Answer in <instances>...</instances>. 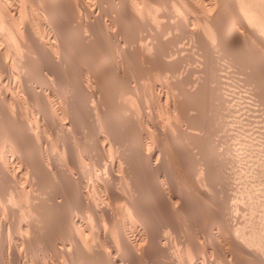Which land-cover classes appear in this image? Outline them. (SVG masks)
<instances>
[{"label":"bare ground","instance_id":"bare-ground-1","mask_svg":"<svg viewBox=\"0 0 264 264\" xmlns=\"http://www.w3.org/2000/svg\"><path fill=\"white\" fill-rule=\"evenodd\" d=\"M165 1L0 0V264H240V257L243 259L240 255L264 264V257L260 256L254 242L258 238L257 226L264 235V219L261 221L257 217L259 222L255 227L251 224L256 221V214L250 220L243 221L240 215L238 217L241 197L229 192L235 185L239 186L235 174L220 178L226 179L224 186L228 184L230 189L220 201L214 196L213 205L219 206V212L210 206L215 210L213 215L218 214L212 219L214 224L210 218L208 220L221 230L220 239L218 232L212 229V235L206 236L213 239L206 242L205 237L204 240L206 228L200 229L197 222L210 213L202 211L200 214L193 203H207L214 195L209 194L210 184H213L209 175L206 176L209 170L204 171L206 168L202 167V178H195L194 171L186 164L181 169L178 167L184 178L180 176V181L176 180L172 170L178 162L174 165L171 158L168 159L171 150H166V143H163L166 149L161 147L160 132L157 134L152 130L151 133V129L146 128L148 125L144 127L142 109H145L146 101L141 91L142 84L148 83L153 76L146 73L156 71L158 66L166 67L170 72L165 71L168 75L163 79L166 81L162 79L168 87L166 95L169 96L170 90L174 100L172 108L179 110L181 116L184 115L182 118L187 117V109L193 103L183 99L201 93L204 88L195 85L196 80L194 82L190 77L171 76L184 61L180 57L185 48L178 41L180 45L177 43L175 49L176 40L196 36L207 47L210 41L205 32L207 24L210 25V21L216 23L219 18H238L239 21L241 18L246 21V18V25L244 21L241 24L242 20L239 23L244 25L240 27L242 30H237L234 25L230 35L231 41L246 40L241 36L244 32L252 33L253 30H249L252 22L258 18L264 22V0H176L179 6L175 9L167 8ZM159 2H165L163 5L166 4L167 9L161 11L158 18H146ZM183 18H194L192 23L198 22L202 27H190L189 20ZM248 18L251 19L249 22ZM250 22L252 25L248 24ZM219 23L214 26L220 27L213 26L212 30L227 31ZM260 27L264 32V23ZM175 30L180 34L179 39L175 38L176 34L175 39L171 35ZM144 31L146 33L141 36ZM80 39L91 44L90 49L86 50V45L84 49ZM211 51L208 53L205 48L203 53L210 54ZM261 51L264 56V49ZM214 60L213 63L217 59ZM262 61L264 63V58ZM149 65H154L155 70ZM140 68L146 70L147 81ZM226 69L228 71L229 67ZM226 69L221 72L220 81L223 102L227 106L230 100L224 90L228 82ZM155 76L157 79L161 74ZM141 78L146 82L142 83ZM158 81L152 83L156 85ZM160 83L158 86L162 85ZM178 93L179 102L175 99L179 97ZM231 104L233 109L235 105ZM230 105L225 107L227 111ZM171 120L167 121L170 123L169 137L166 133L164 136L174 145L172 135L180 127L175 119L174 122ZM157 121L159 124L162 120ZM193 121L188 126L203 127L201 124L205 122L201 120V123L197 122L199 125L196 122L192 125ZM237 126L238 121L235 128ZM192 128L189 127L188 132L185 130L190 138L194 137ZM235 139L238 142V138ZM235 144L236 141L231 143V150L225 147L229 156L231 151V160L226 162L231 166V174L238 173L240 164L237 160L241 163L235 153ZM219 186L216 187L218 192ZM191 190L197 192V198ZM251 197L249 200L253 201V195ZM204 206L203 210L207 208ZM195 222L197 225L194 226ZM243 222L251 229L241 233L239 225ZM252 261L246 259L245 264Z\"/></svg>","mask_w":264,"mask_h":264},{"label":"rangeland","instance_id":"rangeland-1","mask_svg":"<svg viewBox=\"0 0 264 264\" xmlns=\"http://www.w3.org/2000/svg\"><path fill=\"white\" fill-rule=\"evenodd\" d=\"M160 1H162V0H160ZM169 1V0H168ZM167 0L165 1V2H167L166 4H167V8H171L172 7V9H175L174 7L175 6H179L178 5V2L176 1V0H171V1H169V2H171L170 4H169V2H168ZM236 1V0H235ZM233 2V4L234 3H236V2ZM165 2H159L160 4H162V5H160V4H158V5H156L155 6V8H154V12L152 13H150V14H148V16L146 17V18H158V16L159 15H161L163 12H164V10H166L167 8H166V4L165 5H163V3H165ZM171 5V6H169V5ZM160 6V7H159ZM163 6V7H162ZM169 6V7H168ZM162 8H164V9H162ZM155 10H157V11H155ZM161 11H162V13H161ZM183 12V11H182ZM155 14V15H154ZM158 15V16H157ZM183 16L185 17L186 16V14H183ZM184 20L186 19V20H189L188 22H189V26L191 27H194L193 25H196L195 27L198 29L199 27H202V26H200V25H202V24H199L198 22H195L194 24L192 23L193 22V20H194V18H183ZM236 19V20H235ZM219 18L217 21H216V23H214L215 21H210V25H209V23L207 24V29H206V31L205 32H207V34H208V44H207V47L204 45V44H201L200 43V41H199V38L198 37H196V36H194V37H189V38H184L183 37V39H182V37H180V34L178 35V33L179 32H181V29L180 30H178L179 32L177 33V31L175 30L174 32H172L171 33V35L173 34V38H174V35L176 34V36H175V38L176 39H179V37H180V40H176V45H174L175 47V49L176 48H178L177 46L178 45H180L181 44V47H183V48H185V49H183V55H181V57L180 58H183L184 59V61L182 60V64H181V66H179L178 67V70L176 69V71L177 72H175V74L174 73H172V77L174 78L176 75H182V78H187V77H190L192 80H194V82H195V80H196V84L195 85H197V86H199L200 85V88H201V86L204 88V89H200L201 91V93H196V94H194V95H190V97H188L187 99H183V100H188L189 101V103L191 104V103H193V104H191V108H189V109H187V112H188V116L185 118V117H183L184 118V121H182V123L180 122L181 120H183V118H182V116H184V115H182L181 116V113L179 112V110L178 111H174V108H172L173 107V104H174V100H173V96H171V92H170V90H169V96H167L166 95V92L168 93V87L166 86V83H165V79H167V75H166V73L168 72L167 71V68L165 67V69H164V66H158V68H157V70H159L158 72L159 73H156V71H152L151 70V68L153 67V70H155L154 68H156L154 65H149L148 67L150 68V70H148V71H150L149 73H146V70H145V72H144V70L142 69V68H140V69H142V71L140 72V73H142L143 74V78H145L146 79V77H148V76H151L152 74H153V76L152 77H150V79H148L149 80V82H150V80H151V82H150V84H149V82L148 83H145V85L147 86H145L144 84H142V86L145 88H143L142 87V95L144 96L143 97V99H145L144 100V102L146 103H144L145 105H146V107H145V109L143 108L142 109V115H143V117H144V127L146 126V125H148V126H146V128L148 127L149 129H151L150 131H149V129L147 128V130L149 131V132H151L152 130H153V132H155V130H156V132H157V134L160 136V140L162 141L161 142V145H163V143H164V145H165V143L167 144V149L165 148V146L163 145V146H161L162 148L164 147V149H166V150H171V151H175L174 149H176V152H174L173 154H172V152L170 151L169 152V157H168V159H170L171 161V163L172 164H174L175 165V163L176 162H178V163H176L177 164V166L175 165H172L171 164V166H172V169H173V166H174V170H172L173 172H174V176H175V178H176V180H178L179 179V181H180V176H181V178H184V175L182 176L181 174H180V169H181V167L183 166L184 167V165L186 166V164L188 165L187 167H189L190 168V171H194L193 172V175H194V177L196 178H202V174L200 173L201 171H202V167H204L203 169H205L204 171H207V170H209V172L207 171V173H206V176L207 175H209L208 176V178H209V180H210V183L211 182H213V184H210V189H211V192H214V193H209L210 194V196H211V194L213 195L211 198H209L208 200H209V203H208V200H207V203H202L201 204V202H197V204L199 203L200 205H196V204H194V203H196V202H194L193 203V205H195V209L196 210H198V212L201 214L202 213V211H203V213L204 212H206L207 214H209L208 216H206L205 214V216L207 217H205L204 218V220H201V222L202 221H204V223L201 225V222L200 221H198L197 222V224H199L200 226H199V228L201 229V227L203 228V230H204V234L205 233H207V234H205L204 235V240H205V237H206V239L207 240H205L206 242H208V241H211L213 238H210V239H208V235L210 236V235H212V229H213V231L214 232H218V238H219V232L221 231V230H219V229H217L218 227H217V224H215V225H212V224H214L213 222H214V220H212L214 217H215V215H217L218 213H216L215 215H213L215 212H212V211H215V210H213V209H216V211L217 212H219V206L216 204V205H213V203L215 202L214 200H215V197L214 196H216V198H217V200L218 201H220V199H223L224 198V196L226 195V193L228 194V190L230 189V188H227V187H229V185L228 184H226V186H224L225 185V183L224 182H226V179H225V181H224V179H220V178H223V177H225L226 178V175L228 174V176L230 175V177H231V175L233 176L234 174V178H236V180L237 181H239V186L238 185H235V188L234 189H232V190H229V192H230V194L231 195H239L238 196V198L239 197H241V198H244L245 199V202H244V199H243V201H242V199L241 198H239V200H238V204H242V206L241 205H239V209L241 210V211H243V212H241L239 209V211H240V214H239V211L237 210V213H238V217H239V215H240V217L239 218H242L243 219V221L244 220H247L248 218V220H250L252 217L251 216H253V218L252 219H254L255 218V216H256V221L253 223L252 222V224L251 225H254L255 227L258 225L257 223L259 222H257V220H258V218L257 217H260L259 218V220L261 219V221H263V219H264V109H263V107H264V63H263V58H264V56H263V54H262V51L261 50H263L264 49V42H263V38H264V32H262L261 31V27H260V25H261V23H264L263 21H261V19L260 18H256L257 20H254V18H252V20H254L252 23H253V25H252V23L250 22V23H248V24H250V25H252V27L249 29V30H253L252 31V33H248V34H246L245 32H244V34L245 35H243V36H241L242 38H244V39H246V40H243V39H241L239 42H238V40L237 41H231V36H232V29H234L233 27H234V25H235V27L237 28V30H239V28L241 27V26H244V25H241V24H243V21L244 20H242V19H244V18H241V20H242V22H241V24H239L240 23V21L238 20V18ZM264 19V18H263ZM228 20V21H227ZM245 20L247 21V19L245 18ZM251 20V19H250ZM249 20V18H248V22L250 21ZM225 21V22H224ZM239 21V22H238ZM246 21H244V23H245V25H246ZM256 21V22H255ZM191 22V23H190ZM211 22L212 23H214V25H216L217 24V22L219 23V25H221V27L223 26V27H225V29L227 30V31H220V29H218L220 26H214V25H212L211 24ZM235 22V23H234ZM254 22H255V24H254ZM166 23V22H165ZM234 23V24H233ZM258 23V24H257ZM260 23V24H259ZM199 24V25H198ZM162 25V26H161ZM160 25V27L162 28V27H164V21L162 22V24ZM212 25V26H211ZM218 25V24H217ZM231 25V26H230ZM218 27L216 30V32L214 31L215 29H213L212 30V28L211 27ZM213 27V28H214ZM229 27V28H228ZM260 27V28H259ZM256 28V29H255ZM244 29V28H243ZM240 30H242V28H240ZM256 30H257V33H256ZM208 31H209V33H208ZM214 31V32H213ZM222 32V35H221V33L220 32ZM146 33V31H144V32H142V34H141V36L142 35H144ZM218 33V34H217ZM224 34V35H223ZM226 34V35H225ZM228 34V35H227ZM250 34V35H249ZM231 35V36H230ZM258 35H261V36H258ZM228 36V37H227ZM247 36V37H246ZM252 36V37H251ZM258 36V38H255V37H257ZM172 37V36H171ZM252 39H251V38ZM263 37V38H262ZM174 38V39H175ZM211 38H213V40L211 39ZM249 38V39H248ZM255 38V39H254ZM190 39V40H189ZM251 39V40H250ZM188 42H187V41ZM254 40V41H253ZM256 40H258V41H256ZM259 40H261L260 42H259ZM80 41H82V43H83V47H84V49H86V47H87V49L86 50H88V49H90V45L91 44H88L87 45V43L85 42V41H83L82 39H80ZM178 41H180V44H179V42ZM182 41V42H181ZM227 41V42H226ZM242 41V42H241ZM184 42H186V43H184ZM210 42H212V43H210ZM215 42V43H214ZM231 42V43H230ZM233 42H234V44H233ZM244 42V43H243ZM248 42H250V43H248ZM256 42V43H255ZM263 42V43H262ZM82 43H80L81 45H82ZM177 43H178V45H177ZM190 45H189V44ZM199 43V44H198ZM209 43L212 45H210L211 46V48H208V47H210L209 46ZM225 43H226V45H225ZM228 43V44H227ZM108 43H106V45H107ZM188 45V47H187V45ZM230 44V45H229ZM248 44V45H247ZM253 46H252V45ZM85 45H86V47H85ZM173 45H172V47H173ZM183 45V46H182ZM214 45V46H213ZM236 45V46H235ZM238 45V46H237ZM247 45V46H246ZM259 45H260V48H259ZM185 46V47H184ZM195 46V47H194ZM221 46V47H220ZM232 46V47H231ZM250 46H251V48H250ZM82 47V48H83ZM89 47V48H88ZM92 47V46H91ZM203 47H205L206 48V50H208V53H209V51H211L212 49H213V51H211V53L210 54H208V53H203V51L205 52V48H204V50H203ZM214 47H216L215 48V50H214ZM230 49H229V48ZM238 47V48H237ZM263 47V49H261ZM188 48V50H186ZM245 48V49H244ZM252 48H253V50H252ZM198 49V50H197ZM210 49V50H209ZM217 49V50H216ZM235 49V50H234ZM249 49V50H248ZM258 49H260V50H258ZM225 50V51H224ZM254 50H256L257 52H259V53H257L256 51H254ZM186 51V52H185ZM202 51V52H201ZM217 51V52H216ZM229 51V52H228ZM214 52H215V54H214ZM234 52V53H233ZM238 52V53H237ZM180 53H182V52H180ZM196 53V54H195ZM247 53V54H246ZM264 53V52H263ZM203 54V55H202ZM207 54L208 55H210V56H207ZM211 54H213V55H211ZM219 55V56H218ZM246 55V56H245ZM259 55V56H258ZM173 56H175V55H173ZM183 56V57H182ZM200 56V57H199ZM212 56V57H211ZM243 56V57H242ZM248 56V57H247ZM206 57V58H205ZM222 57V58H221ZM233 57V58H232ZM242 57V58H241ZM263 57V58H262ZM210 58V59H209ZM211 58H213V60H214V58H215V60H216V62H214L213 63V60H211ZM220 58V59H219ZM252 58H254V59H252ZM224 59V60H223ZM244 59V60H243ZM214 60V61H215ZM221 60H222V62H221ZM242 60V61H241ZM260 60V61H259ZM198 61V62H197ZM205 61H208V62H205ZM210 61V62H209ZM225 61L227 62V63H225ZM240 61V62H239ZM248 61V62H247ZM257 61V62H256ZM220 62V63H219ZM242 62V63H241ZM207 63H208V65H210V66H208L207 65ZM212 63V64H211ZM222 63V65H223V67H222V65H220ZM230 63V64H229ZM249 63V64H248ZM215 64V65H214ZM219 64V65H218ZM224 64H225V66H224ZM226 64H227V66H226ZM229 64V65H228ZM246 64V65H245ZM253 64V65H252ZM205 65H206V67H205ZM220 66L219 68H218V66ZM198 66V67H197ZM215 66V67H214ZM147 67V68H148ZM163 67V68H162ZM205 67V68H204ZM229 67V69H228V71H227V69L226 68H228ZM245 67V68H244ZM255 69H254V68ZM257 67H259V68H257ZM160 68V69H159ZM203 68H204V71H203ZM225 68L226 69V71L228 72V77H226L227 78V87H226V89H224L227 93V97L229 98V100H230V102H229V104L228 105H230L231 103H233V106H234V108L232 109V104L230 105V110L229 111H227V107H228V105L226 106V102H223L224 101V97L222 96V81H220V76H221V72H224L223 71V69ZM231 68V69H230ZM260 68H262V69H260ZM201 69V70H200ZM219 69V70H218ZM221 69H222V71H221ZM257 69V70H256ZM259 69H260V72H259ZM138 70V69H137ZM161 70H164V72L163 71H161ZM188 70V71H187ZM233 70V71H232ZM248 70V71H247ZM255 70V71H254ZM147 71V72H148ZM165 71H167V72H165ZM209 71V72H208ZM249 71H251V72H249ZM262 71V72H261ZM138 72V71H137ZM153 72V73H152ZM155 72V73H154ZM203 72V73H202ZM139 73V72H138ZM144 73H146V75L148 74V76H146V77H144L145 76V74ZM165 73V74H164ZM169 74H170V72H168ZM198 73V74H197ZM150 74V75H149ZM157 75V76H160V74H161V76H160V78L159 77H157V79L159 80L158 82L160 83L161 81H162V79L163 78H165V79H163V80H165L164 82L162 81L160 84H162V85H159L158 86V82H157V84L155 85V83H152V81H154V80H157V79H155L156 78V76L155 75ZM159 74V75H158ZM200 74H202V75H200ZM210 74V75H209ZM256 74V75H255ZM174 75V76H173ZM164 76V77H163ZM185 76H187V77H185ZM193 76V77H192ZM210 76V77H209ZM253 76V77H252ZM155 77V78H154ZM219 77V78H218ZM231 77V78H230ZM261 77V78H260ZM152 78V79H151ZM153 78H154V80H153ZM259 78V79H258ZM142 79V78H141ZM147 79H146V81H147ZM160 79H161V81H160ZM205 79V80H204ZM262 79V80H261ZM143 81H142V83H144V79H142ZM201 80V81H200ZM145 81V82H146ZM205 81H206V86H205ZM230 81V82H229ZM253 81V82H252ZM156 82V81H155ZM199 82V84H197ZM209 82V83H208ZM151 83H152V85H151ZM164 83H165V86L164 87H162L163 85H164ZM202 83V84H201ZM255 84L257 85V86H255ZM149 85H151V86H149ZM155 85V87H153ZM214 85V86H213ZM149 86V87H148ZM194 86V85H193ZM217 86V87H216ZM259 86V87H258ZM167 87V88H166ZM206 87H208V88H206ZM256 87V88H255ZM155 88V91H153V89ZM161 88V89H160ZM166 88V89H165ZM230 88V89H229ZM143 89H144V93H143ZM254 89V90H253ZM262 89V90H261ZM157 90H158V92H157ZM216 90V91H215ZM219 90V91H218ZM203 91V92H202ZM157 94H156V93ZM162 94H161V93ZM262 92V93H261ZM148 95H147V94ZM159 93V94H158ZM218 93V94H217ZM221 93V94H220ZM229 93V94H228ZM203 94H205V95H203ZM212 94V95H211ZM153 95H155V97L153 96ZM157 95V96H156ZM161 95V96H160ZM203 95V96H202ZM219 95V96H218ZM148 96V97H147ZM176 96V95H175ZM178 96L179 97H175V99H177V101L179 102L180 101V95H179V93H178ZM200 96V97H199ZM210 96V97H209ZM216 96V97H215ZM161 97V98H160ZM166 97H169L168 99H166ZM194 97V98H193ZM203 97V98H202ZM214 97V98H213ZM233 99H232V98ZM149 98V99H148ZM151 98V99H150ZM157 98V99H156ZM193 98V99H192ZM201 98V99H200ZM206 98V99H205ZM217 98H218V100H217ZM224 98V99H223ZM171 99V100H170ZM213 99V100H212ZM164 100V101H163ZM205 100V101H204ZM167 101V102H166ZM232 101V102H231ZM166 102V103H165ZM203 102V103H202ZM210 102V103H209ZM219 102V103H218ZM156 103H158L157 105H156ZM177 103V102H176ZM225 103V104H224ZM166 104V105H165ZM169 104H170V106H169ZM162 105H164V106H162ZM168 105V106H167ZM153 106V107H152ZM193 106H194V108H193ZM198 106V107H197ZM214 106V107H213ZM165 107V108H164ZM169 107V108H168ZM177 107H179L178 105H177ZM203 107V108H202ZM207 107V108H206ZM216 107V108H215ZM226 107V108H225ZM236 107H237V110H236ZM149 108H151V109H149ZM169 109H171V112L172 113H170V110ZM194 109V110H193ZM203 109V110H202ZM212 109V110H211ZM216 109V110H215ZM160 110V111H159ZM177 110V109H176ZM190 110V111H189ZM210 110V111H209ZM231 110H232V112H231ZM238 112H236V111ZM153 111V112H152ZM225 111V112H224ZM146 112V113H145ZM155 112V113H154ZM159 112V113H158ZM192 112V113H191ZM217 112V113H216ZM234 112H235V114H234ZM165 113V114H164ZM178 113H180V114H178ZM186 113V112H185ZM189 113H191V114H189ZM213 113V114H212ZM232 113V114H231ZM176 114V115H175ZM193 114H195V115H193ZM202 114H204V115H202ZM209 114V115H208ZM227 114V115H226ZM236 114H237V116H238V114H239V116L238 117H236ZM145 115V116H144ZM148 115V116H147ZM170 115H172V116H170ZM226 115V116H225ZM234 115H235V118H233L234 117ZM153 116V117H152ZM161 117V118H159V117ZM197 116V117H196ZM223 117V118H221V117ZM227 116H229V117H227ZM146 117H147V119H146ZM148 117H149V119H148ZM155 117V118H154ZM157 117V118H156ZM167 117V118H166ZM172 117V118H171ZM175 117V118H174ZM179 117H180V120H179ZM191 117H193L194 119H190ZM201 117V118H200ZM151 118V119H150ZM154 118V119H153ZM170 118V119H169ZM175 119L176 121V123L178 124V126L180 127V129H179V131L178 130H176L174 133L175 134H173L172 136H174V145H172L171 144V142H170V140H169V138H166V137H169V135H167L168 133V130L167 129H170V128H168L169 127V124L170 123H168V122H170V121H168V120H171V119ZM225 118V119H224ZM229 118V119H228ZM230 118H231V120H232V122H231V120H230ZM156 119L157 120H162V121H159V124H157L158 123V121L156 122ZM174 119L173 120H171L172 122H174ZM189 119H190V121H189ZM195 119H197V121L195 120ZM213 119H214V121H213ZM233 119H236V120H233ZM238 119V120H237ZM155 122H154V121ZM193 121V124L192 125H194L195 124V122L197 123H201V120L202 121H205L204 123L202 122V126L203 127H201L198 123L196 124V125H199L197 128H196V126L194 125L193 126V128H192V126H188V125H190L189 123H191L192 121ZM221 120V121H220ZM228 120H230V121H228ZM152 121H153V123H152ZM168 121V122H167ZM179 121V122H178ZM200 121V122H199ZM213 121V122H212ZM223 121V122H222ZM229 122V124H228V122ZM237 121H238V128H235L236 127V124H237ZM150 122V123H149ZM233 122H235L234 124H233ZM146 123V124H145ZM168 123V124H167ZM184 123V124H183ZM187 123V124H186ZM225 123H227V125L225 124ZM230 123H231V125H230ZM153 124H156L155 126L153 125ZM168 126H167V125ZM206 124V125H205ZM223 124V125H222ZM226 126H225V125ZM234 126H233V125ZM153 125V126H152ZM158 125V126H157ZM209 125V126H208ZM206 126H208V127H206ZM231 126V127H230ZM155 127V128H154ZM178 127V128H179ZM186 127H187V129H186ZM190 127V129L192 128V134H194V137H193V135L192 134H190V135H192V137L190 138V136L189 135H186L187 133H186V131L187 130H189L188 128ZM227 127H228V129H227ZM235 129H234V128ZM153 128V129H152ZM185 128V129H184ZM194 128L195 129H197L196 131L194 130ZM199 128V129H198ZM211 128V129H210ZM231 128H233V132H231L232 130H231ZM158 129V130H157ZM164 131H162V130ZM201 129V130H200ZM206 129V130H205ZM228 131H227V130ZM229 129H230V132L233 134H231L230 132H229ZM184 130V131H183ZM186 130V131H185ZM193 130H194V132H193ZM199 130V131H198ZM208 130V131H207ZM223 132H222V131ZM226 130V131H225ZM236 130V131H235ZM197 131H198V133H197ZM234 131H235V133H234ZM238 131V132H237ZM177 132V133H176ZM188 132V131H187ZM190 132V131H189ZM196 132V133H195ZM208 132V133H207ZM211 132V133H210ZM217 132V133H216ZM152 133V132H151ZM166 133V134H165ZM199 133H201L200 135H198ZM228 133H230L229 135H228ZM164 134L165 135H167L166 137L164 136ZM195 134H196V137L197 138H195ZM204 134V135H203ZM209 134V135H208ZM215 134V135H214ZM227 134V135H226ZM186 135V136H185ZM220 135V136H219ZM232 135V136H231ZM236 135V136H235ZM163 136H164V138H163ZM183 136V137H182ZM201 136V137H200ZM204 136V137H203ZM232 138H231V137ZM206 137H207V139H206ZM233 137H234V140H233ZM182 138V139H181ZM235 138H238V142H240L239 143V145H237L238 144V142H237V140L235 139ZM167 139V140H166ZM201 139V140H200ZM203 139V140H202ZM219 139V140H218ZM163 140H166V141H163ZM193 140V141H192ZM233 140V141H232ZM190 141H192V142H190ZM207 141V142H206ZM232 141V142H231ZM234 141H236V144H235V147L237 146V148H235L236 150L238 149V147L241 145V148H240V150L242 151V152H240L239 153V149L237 150V152H236V150H235V153H237L238 155H239V161H241V163L240 162H238V160H237V163H239L240 164V166H238L239 167V169H238V173L237 172H234L233 174H231V169H230V165H228L226 162H228V160H231V158L230 157H232L231 156V151H230V156H229V151L227 152L226 150H228L229 149V146L231 145V143H234ZM205 142V143H204ZM215 142V143H214ZM219 142V143H218ZM224 142H226V143H224ZM193 143V144H192ZM230 143V144H229ZM169 144H170V146H169ZM215 144V145H214ZM191 146V147H189V146ZM197 145V146H196ZM205 145V146H204ZM171 146H172V148H171ZM228 146V147H227ZM234 146V144H232V147ZM197 147H198V149H197ZM207 147V148H206ZM211 147V148H210ZM228 148V149H226V148ZM171 148V149H170ZM230 148H231V146H230ZM183 149V150H182ZM192 149V150H191ZM206 149V150H205ZM225 149V150H224ZM177 150H178V152H177ZM205 150V151H204ZM229 150H231V149H229ZM217 151V152H216ZM228 153V156H227V154H226V152ZM223 152V153H222ZM171 153V154H170ZM225 153V154H224ZM242 153V155H240ZM175 155V156H174ZM207 155H209V156H207ZM223 155V156H222ZM185 156V157H184ZM210 156H211V158H210ZM225 156H227V157H225ZM241 156V157H240ZM201 157V158H200ZM230 159H229V158ZM189 158V159H188ZM216 158H218V159H216ZM177 159V161H175ZM193 159V160H192ZM197 159V160H196ZM205 159V160H204ZM199 160V161H198ZM213 162H212V161ZM218 160V161H217ZM180 161V162H179ZM208 161V162H207ZM174 162V163H173ZM197 162H199V163H197ZM217 162V163H216ZM223 162V163H222ZM180 163H181V165H180ZM183 163V164H182ZM195 163V164H194ZM206 163V164H205ZM179 164V165H178ZM189 164H190V166H189ZM203 164V165H202ZM225 165V166H224ZM180 169H179V168ZM197 167V168H196ZM216 167V168H215ZM223 169H222V168ZM227 167V168H226ZM229 167V168H228ZM209 168V169H208ZM176 169V170H175ZM217 170V171H216ZM240 170V171H239ZM176 171V172H175ZM220 171V172H219ZM229 171H230V173H229ZM178 172V173H177ZM216 174H217V176H216ZM179 176V177H178ZM237 176V177H236ZM212 178V180H211V178ZM238 178V179H237ZM243 178V179H242ZM218 179V180H217ZM217 180V182H219L220 180L222 181V183H221V181L219 182L220 183V185L221 186H219L218 184H216L217 182H215ZM178 181V182H179ZM224 181V182H223ZM227 183V182H226ZM215 187H214V186ZM219 186V192H218V188H216V187H218ZM222 186H224V187H222ZM237 186V187H236ZM212 187H213V189H212ZM207 188H208V192H209V187H206V190H207ZM214 188H215V190H214ZM221 188V189H220ZM223 188H226L225 189V191H223ZM217 189V190H216ZM214 190V191H213ZM216 191L218 192V193H216ZM231 191H232V193H231ZM237 191V192H236ZM193 192V193H192ZM196 191H194V190H191V193L193 194V197L196 195V197L195 198H197V192L195 193ZM221 193H223V194H221ZM219 194H221L220 196H219ZM225 194V195H224ZM224 195V196H223ZM251 195H253V201H251V200H249V196L251 197ZM255 195H256V197H255ZM222 196H223V198H222ZM221 197V198H220ZM252 198V197H251ZM250 198V199H251ZM259 198V199H258ZM214 199V200H213ZM257 199V200H256ZM260 199H262V200H260ZM256 200V201H255ZM213 201V202H212ZM240 201V202H239ZM243 202V203H242ZM250 202V203H249ZM252 202V203H251ZM254 202V203H253ZM256 202V203H255ZM205 206H204V205ZM212 204V205H211ZM243 204H245L246 205V207L243 205ZM207 205H209V206H207ZM258 207V209L256 208V206ZM202 206H204V207H207V208H205L204 210H203V207L201 208ZM210 206H213V209H212V207H210ZM252 206H254V207H252ZM200 207V208H199ZM208 207H210V208H208ZM215 207V208H214ZM242 207V208H241ZM245 208V209H244ZM201 209V210H200ZM210 209V210H209ZM217 209H219V210H217ZM255 209V210H254ZM200 210V211H199ZM206 210V211H205ZM253 212H254V214H253ZM244 213V214H243ZM253 214V215H252ZM256 214V215H255ZM213 215V217H211ZM210 218V221H212V224H211V222L208 220ZM206 219H207V222L208 223H206ZM200 222V223H199ZM257 222V223H256ZM196 224V222L194 223V226L195 225H197ZM260 224V223H259ZM211 226H213V227H211ZM240 227H241V230H240V232L241 233H243L244 231H246V229H251V226L250 225H248V226H246V224L243 222V223H241L240 225H239ZM253 226V227H254ZM210 229L209 231H208V228ZM252 227V228H253ZM217 229V230H216ZM206 230H207V232H206ZM219 230V231H218ZM258 233H256V235L258 236V238H256V239H254L255 241V243L258 245V250H259V253L260 254H262V255H260L261 257H264V238H263V234H260V232L261 233H263L262 231H260L259 230V227L257 226V230H256ZM260 231V232H259ZM211 233V234H210ZM222 234H223V232H222ZM259 234V235H258ZM207 235V236H206ZM257 236H254L253 238H255V237H257ZM263 238V239H262ZM220 239V238H219ZM260 240V241H259ZM262 241V242H261ZM217 256V255H216ZM240 256H242V258L243 259H241V257H240V259L239 260H241L244 264H245V262H246V259H247V261L248 262H251V260H253V261H255V262H253L252 261V263H248V264H262V263H258L256 260H254V259H251V258H247L246 256H243V255H240ZM246 257V258H245ZM217 259L218 260H221L219 257H217ZM250 259V260H249ZM222 261H220V263H221ZM242 262H240V264H243ZM221 264H224V263H221Z\"/></svg>","mask_w":264,"mask_h":264}]
</instances>
